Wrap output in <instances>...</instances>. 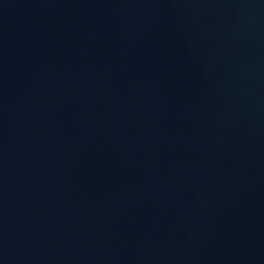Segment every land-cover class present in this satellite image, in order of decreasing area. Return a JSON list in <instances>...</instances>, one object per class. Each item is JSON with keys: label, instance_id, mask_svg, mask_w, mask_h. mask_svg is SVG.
<instances>
[{"label": "water", "instance_id": "1", "mask_svg": "<svg viewBox=\"0 0 264 264\" xmlns=\"http://www.w3.org/2000/svg\"><path fill=\"white\" fill-rule=\"evenodd\" d=\"M0 264H264V0H0Z\"/></svg>", "mask_w": 264, "mask_h": 264}]
</instances>
